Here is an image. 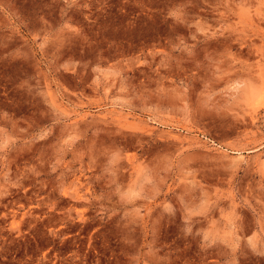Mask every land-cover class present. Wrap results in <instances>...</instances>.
Instances as JSON below:
<instances>
[{
    "label": "rangeland",
    "instance_id": "1",
    "mask_svg": "<svg viewBox=\"0 0 264 264\" xmlns=\"http://www.w3.org/2000/svg\"><path fill=\"white\" fill-rule=\"evenodd\" d=\"M0 264H264V0H0Z\"/></svg>",
    "mask_w": 264,
    "mask_h": 264
}]
</instances>
